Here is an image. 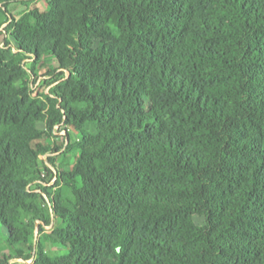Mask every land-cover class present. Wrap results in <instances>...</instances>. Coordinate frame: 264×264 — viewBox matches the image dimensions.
I'll list each match as a JSON object with an SVG mask.
<instances>
[{
    "label": "trees",
    "instance_id": "obj_1",
    "mask_svg": "<svg viewBox=\"0 0 264 264\" xmlns=\"http://www.w3.org/2000/svg\"><path fill=\"white\" fill-rule=\"evenodd\" d=\"M12 2L0 225L16 255L0 264H264V0H48L20 19ZM43 58L68 76L39 96ZM61 124L79 135L64 196L38 183ZM47 226L62 253L35 241Z\"/></svg>",
    "mask_w": 264,
    "mask_h": 264
},
{
    "label": "rangeland",
    "instance_id": "obj_2",
    "mask_svg": "<svg viewBox=\"0 0 264 264\" xmlns=\"http://www.w3.org/2000/svg\"><path fill=\"white\" fill-rule=\"evenodd\" d=\"M46 10L48 8V0H13L10 6V14L11 17L20 19L23 16L30 13L33 9ZM9 16L3 19L2 30L3 34L1 36V40L4 41V38H11L9 33L5 31V28L9 25L10 21L8 20ZM34 59L28 58L24 61L27 67H30L33 64ZM58 68V62L52 58H43L37 63V73L38 76H33L31 79V89L34 95H39L46 93L48 94L51 89L59 83L57 80H64L68 73H66V77L61 76L63 72ZM57 81V82H56ZM41 128H45L44 124H41ZM79 138L78 133L71 127L65 124H61L55 127L54 136L47 137L48 142L51 146H61L62 149L58 152L50 153L49 156H44L43 159L48 163L49 167L52 168L51 174H46V181H39V184H43V186L52 188L50 192H54L60 194L62 196L68 194V188L65 186L58 187L55 185V172L57 168L60 169H68L72 166L74 162V155L71 151H66V146L71 141H77ZM53 148V147H52ZM53 157L56 161V167L51 165L48 162V158ZM44 165V164H43ZM37 186V184H35ZM52 233V226L46 227V232L40 236V233L37 232L35 235V241L42 240L46 251L50 255H54L57 253H62L63 250L61 246L55 242L54 240L46 237V235ZM7 231L6 229L0 225V261L5 257H11L16 255V248L11 247L7 241ZM16 257H12L9 259V264H21Z\"/></svg>",
    "mask_w": 264,
    "mask_h": 264
},
{
    "label": "built area",
    "instance_id": "obj_3",
    "mask_svg": "<svg viewBox=\"0 0 264 264\" xmlns=\"http://www.w3.org/2000/svg\"><path fill=\"white\" fill-rule=\"evenodd\" d=\"M21 264H33L34 262V258H30V259H24V258H18L17 259Z\"/></svg>",
    "mask_w": 264,
    "mask_h": 264
}]
</instances>
